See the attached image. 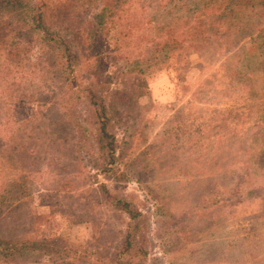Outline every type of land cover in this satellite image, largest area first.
Wrapping results in <instances>:
<instances>
[{
	"label": "rangeland",
	"instance_id": "obj_1",
	"mask_svg": "<svg viewBox=\"0 0 264 264\" xmlns=\"http://www.w3.org/2000/svg\"><path fill=\"white\" fill-rule=\"evenodd\" d=\"M243 2L34 0L24 11L42 6L78 59L73 85L55 54L41 57L35 36L6 43L1 30L0 78L9 86L2 108L33 117L62 87L98 82L93 92L114 108L116 165L105 171L78 90L79 114L67 124L84 127L86 147L66 150L57 164L59 155L39 146L41 165L27 168L26 205L0 221V238L64 242L113 261L131 223L129 264H264V0ZM11 44H19L15 55ZM103 184L140 218L111 205ZM35 259L49 263L48 255Z\"/></svg>",
	"mask_w": 264,
	"mask_h": 264
},
{
	"label": "trees",
	"instance_id": "obj_2",
	"mask_svg": "<svg viewBox=\"0 0 264 264\" xmlns=\"http://www.w3.org/2000/svg\"><path fill=\"white\" fill-rule=\"evenodd\" d=\"M32 1L34 0H0V31L3 30L6 35L4 41L6 43L13 42L15 35L17 38L35 36L40 44L41 57L48 54V58H51L52 54L53 56L55 54L54 60L61 62L60 74L67 76L64 81L69 84L71 80L76 81L75 67L78 59L71 50V44L63 38L57 37L56 31L45 20L47 15L44 10H41L42 6L36 10L27 9L30 10L29 12L24 11L26 7H30ZM243 3L254 6L259 2L258 0H244ZM11 48L13 51L9 50L8 54L15 55L16 52H19L20 47L19 44H11ZM98 60L101 62L102 57H96V61ZM135 63L138 62L135 61ZM141 63L147 65L146 62ZM54 73L58 75L56 71ZM68 77L71 78L68 79ZM7 82L4 81V78H0V94H5L9 89ZM98 87V82H89L87 86L76 87L74 90L71 86L66 90H63L62 87L54 102L46 107L41 106L33 117L15 115L11 106L2 108L3 102L0 101V127L2 132H6L3 133V136L0 134V221L9 216L12 219L15 218V215L21 212V206L26 205L23 199L24 196L29 195L30 190L25 186L28 184L27 180H32L33 176L29 175L27 168L41 165V158L38 157L39 146H44L47 153H57L59 156L54 160L57 164L68 156L66 150L80 152L86 147L87 135H83L81 130L82 128L86 131L84 127L79 126L75 121V124L73 122L70 126L67 124L79 114L78 110H74L75 104L72 103L75 100H80L78 90L86 94L83 99L87 104V111L91 114V124L97 144L103 153L102 157L105 158V171L116 165L115 139L110 133V124L113 115L115 116L114 108L112 105H108L103 94L93 92ZM56 101L64 105L63 111L58 110ZM37 114L39 118L35 119ZM37 121H39L37 125L45 123L41 129L42 134H37L39 131L37 125L35 126ZM98 146L88 145V149L93 151ZM84 152L88 153L87 150ZM53 164L54 162H50V167ZM108 164L111 166H106ZM70 165H77V160L72 159ZM18 168H21L24 174L16 173ZM36 171L40 172V169L38 168ZM101 190V194L105 195L108 200L111 199V205L119 212L130 216L131 220L136 217L140 218V213L136 211L132 203L110 195L104 184L101 186ZM127 226L126 232H123L121 237L120 244L123 250L119 252L118 256H115L113 261L98 257L99 254L95 251L75 247L68 243L38 240L27 235H9V237L0 238V264H28L30 262L36 264L35 258L39 255L49 256L47 264H106V261L111 262L110 264L112 262L129 264L128 258L136 255L133 251L137 234L132 233V229L133 231L137 229H135V224L131 225L130 223Z\"/></svg>",
	"mask_w": 264,
	"mask_h": 264
}]
</instances>
